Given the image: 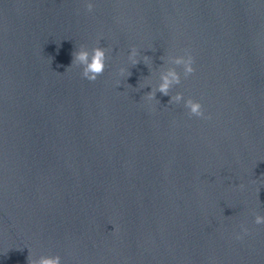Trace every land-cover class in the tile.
Wrapping results in <instances>:
<instances>
[{"label": "water", "instance_id": "water-1", "mask_svg": "<svg viewBox=\"0 0 264 264\" xmlns=\"http://www.w3.org/2000/svg\"><path fill=\"white\" fill-rule=\"evenodd\" d=\"M91 2L0 0V264H264V0ZM184 49L211 119L144 99Z\"/></svg>", "mask_w": 264, "mask_h": 264}, {"label": "clouds", "instance_id": "clouds-1", "mask_svg": "<svg viewBox=\"0 0 264 264\" xmlns=\"http://www.w3.org/2000/svg\"><path fill=\"white\" fill-rule=\"evenodd\" d=\"M85 10L91 13L94 9V5L91 0H85L84 3ZM107 50L103 47H93L90 51L83 45L72 53V62L67 69L78 66L81 68V77L87 79L89 82H95L98 77L103 75L105 68L107 66L106 62L108 56L106 54ZM139 56V51L135 46H132L129 51L128 60L132 65H137L141 61L137 59ZM163 61V64L160 68L159 83L155 86L151 84L147 87H151V91L147 92L144 96V99L151 103L153 100H156L157 92L161 93L164 96H170L168 103L174 104H183V107L187 110V115L189 118L197 117L201 119H211L210 116L205 115L204 106L197 100H194L191 97L185 99L184 94L177 92L174 95H170V90L177 85L181 84V72L177 71V68L182 69L183 77L187 79L189 76L193 75L196 71L193 66L195 59L191 54L189 49L183 50V55L173 56L171 54L165 56L162 55L159 57ZM150 56H143V63L148 67L150 64ZM165 65H169L165 67ZM66 69V70H67ZM126 72L125 68H120L118 74L124 76ZM131 74H129L130 76ZM117 86H120V81H116ZM253 222L256 225H264V215L259 213H254ZM241 232L246 235L249 232V229L243 224L240 225ZM243 236L241 234H236L235 239L240 240ZM28 264H61V257L59 255H41L38 258H33L29 254Z\"/></svg>", "mask_w": 264, "mask_h": 264}]
</instances>
